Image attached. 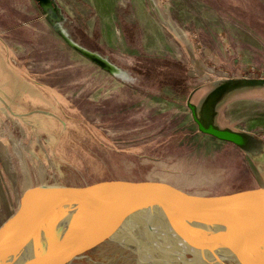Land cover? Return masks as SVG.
Segmentation results:
<instances>
[{
	"label": "rangeland",
	"instance_id": "obj_1",
	"mask_svg": "<svg viewBox=\"0 0 264 264\" xmlns=\"http://www.w3.org/2000/svg\"><path fill=\"white\" fill-rule=\"evenodd\" d=\"M58 1L75 38L134 80L70 46L36 0H0V184L149 176L210 193L264 185V162L201 131L187 102L217 79L264 77V0ZM218 122L264 138V89L227 100ZM130 256L104 242L72 264H134Z\"/></svg>",
	"mask_w": 264,
	"mask_h": 264
},
{
	"label": "water",
	"instance_id": "obj_2",
	"mask_svg": "<svg viewBox=\"0 0 264 264\" xmlns=\"http://www.w3.org/2000/svg\"><path fill=\"white\" fill-rule=\"evenodd\" d=\"M36 1L53 29L70 46L113 76L124 81L134 80L131 72L108 54L75 38L67 26L68 16L58 0ZM262 89L264 77H226L215 80L197 103L192 101L194 92L187 102L201 131L234 142L253 160L264 162L263 137L251 130L223 127L217 118L218 107L230 98ZM206 107L209 113L205 121L202 115ZM17 188L14 198H7L6 202L3 199L0 204V264H25V257L16 261L5 258L4 251L11 248L6 238L10 232L19 234L18 228L12 227L18 220H31L36 215L42 219L47 217L52 223L47 224L51 232L61 229L60 215L66 225L74 228V231L62 234L76 233L95 241L94 246L76 254L67 264L74 263L101 243H119L127 233L124 230L136 221L146 219L163 225L183 239L180 248L184 246L188 250L181 255L190 260L188 264H264V185L210 193L149 176L26 184L14 180L9 185L0 184V196ZM55 211L57 218H52L51 212ZM46 236L47 239H43L45 244L49 238L47 232ZM36 241V237L22 241L21 251L28 252L32 244L30 248L33 249Z\"/></svg>",
	"mask_w": 264,
	"mask_h": 264
},
{
	"label": "bare ground",
	"instance_id": "obj_3",
	"mask_svg": "<svg viewBox=\"0 0 264 264\" xmlns=\"http://www.w3.org/2000/svg\"><path fill=\"white\" fill-rule=\"evenodd\" d=\"M169 24L178 34L186 37L179 27H177L172 22ZM51 213L53 215L51 216L52 218L57 216L56 211ZM59 216L58 220L60 221L61 229L55 232L48 230L49 227L47 224L50 226L52 223L47 221V217L42 219L36 215L31 218V220H18L12 227L16 229L18 228L19 234L16 232L14 235L13 232H10L9 236L6 238V241H9V244H11L9 248H11L4 251L5 258L10 261H16L20 260L21 257H25V264H40L41 262L42 264H67L69 260H71L76 254L78 255L85 249L96 244L92 238L79 236V234L76 233H69V236H65V232H72L74 231V228L66 225ZM136 223L133 224L132 227L135 225L138 226L135 227L137 234L127 232L121 237V241H118L119 243L109 242L111 244L121 246V248L124 250H129L131 255L130 257L132 258L133 262L136 261L134 264H152L160 254H162L159 256L162 257L160 258L161 264H163L166 260H169L168 257L170 256H173L175 259L179 260L181 252L188 250L187 247L184 246L181 249L180 247L184 244L183 239L168 229L166 230L163 228V225H158L157 223L155 224L149 219L142 220L137 224ZM46 232L49 234V238L46 242L48 245L43 242V239H47ZM62 232L64 234H62ZM154 232L159 234L158 237L156 234V236H153ZM30 237H36L37 239L33 249L30 248L33 246V244L32 246H29V250L32 251V253H28V249V252L26 250L21 251L22 244L20 245V243ZM16 242L19 243L17 246L14 245ZM179 248L181 249L180 251ZM176 251L178 253L180 252L178 256L173 255ZM163 253H166L167 255L165 256ZM130 257H126L127 263L132 262ZM177 260L171 261V263L173 262L172 264H178L180 261L178 262ZM181 261H183V259Z\"/></svg>",
	"mask_w": 264,
	"mask_h": 264
},
{
	"label": "flooded vegetation",
	"instance_id": "obj_4",
	"mask_svg": "<svg viewBox=\"0 0 264 264\" xmlns=\"http://www.w3.org/2000/svg\"><path fill=\"white\" fill-rule=\"evenodd\" d=\"M187 101H188V99H187ZM197 103V102H196ZM219 108L220 107H218V110H219ZM204 110V113H203V115H202V119H204L205 121L207 120L206 118V116H207V114L209 113V109L206 107V108H204L203 109ZM219 117V112H218V116H217V118ZM220 124V123H219ZM221 126H223V127H226V126H229V125H222V124H220ZM230 127H232V126H230ZM232 128H235V129H244V128H242V127H232ZM231 142V141H230ZM232 143H234V142H232ZM235 144V143H234ZM237 145V144H236ZM238 146V145H237ZM240 147V146H239Z\"/></svg>",
	"mask_w": 264,
	"mask_h": 264
}]
</instances>
